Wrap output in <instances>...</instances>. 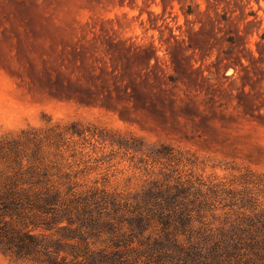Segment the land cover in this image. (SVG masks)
<instances>
[{
    "label": "rangeland",
    "instance_id": "1",
    "mask_svg": "<svg viewBox=\"0 0 264 264\" xmlns=\"http://www.w3.org/2000/svg\"><path fill=\"white\" fill-rule=\"evenodd\" d=\"M8 176L49 200L0 207V264H264V0H0ZM170 211L174 259L109 241Z\"/></svg>",
    "mask_w": 264,
    "mask_h": 264
},
{
    "label": "trees",
    "instance_id": "2",
    "mask_svg": "<svg viewBox=\"0 0 264 264\" xmlns=\"http://www.w3.org/2000/svg\"><path fill=\"white\" fill-rule=\"evenodd\" d=\"M17 181L13 177L7 178V182L0 184V207H2L6 211L14 212L15 214H21V211L27 206L33 207H43V204H39L38 200L46 201L49 200V197L46 195L39 196L33 195L29 196L24 193H16L19 190L16 186ZM42 205V206H39ZM165 206V204H164ZM23 212V211H22ZM126 221V227L124 230L119 229L118 222L114 224H108L110 228L107 227L109 231H111L112 235L109 238L110 242L115 243L117 246H130V249L127 250L135 252H143L145 261L147 263H151L152 260L158 259L161 261L164 257L174 259L175 253L179 252L182 248L178 242V234H191L192 235V227H191V218L189 215H185L179 211L169 213L167 212H149V213H135L133 217L128 218ZM157 221L160 225L161 233L157 237H152L146 233L147 229L151 226V223ZM245 235L250 237L252 240L249 244L244 243V245L253 249L254 243L253 237H251L252 233L249 230H244ZM10 231L8 230L4 220L0 221V236H10ZM204 236V235H203ZM205 241H208L209 237L204 236ZM134 242L137 244L135 246H131ZM236 249L239 248V243L235 245ZM197 246L188 245L183 254H185L188 258H192L193 255H197ZM218 250H220V244L215 242L211 245V257H216Z\"/></svg>",
    "mask_w": 264,
    "mask_h": 264
}]
</instances>
